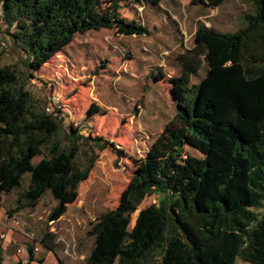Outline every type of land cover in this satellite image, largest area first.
Returning <instances> with one entry per match:
<instances>
[{
	"label": "trees",
	"instance_id": "trees-1",
	"mask_svg": "<svg viewBox=\"0 0 264 264\" xmlns=\"http://www.w3.org/2000/svg\"><path fill=\"white\" fill-rule=\"evenodd\" d=\"M224 1L195 0L213 7ZM251 1L255 10L236 31L198 23L193 46L179 55L176 114L136 163L116 207L93 223L83 264H264V0ZM127 2L0 0L2 31L24 53L28 69L22 78L15 66H0V201L28 175L17 208L33 207L49 193L58 209L112 145L92 128L86 135L72 125L59 138L61 123L35 104L26 79L80 33H148L144 23L122 14ZM204 65L205 76L191 84ZM152 193L159 195L158 223L139 212L132 224ZM55 239L47 232L41 242L54 250ZM34 252L29 246L28 261L14 264H30Z\"/></svg>",
	"mask_w": 264,
	"mask_h": 264
},
{
	"label": "rangeland",
	"instance_id": "rangeland-1",
	"mask_svg": "<svg viewBox=\"0 0 264 264\" xmlns=\"http://www.w3.org/2000/svg\"><path fill=\"white\" fill-rule=\"evenodd\" d=\"M254 10L251 0H225L216 7L195 0H162L157 5L128 0L122 14L144 23L148 33L128 29L80 33L34 76L28 75L26 87L38 107L44 108L51 95L60 97L59 138L64 140L72 125L86 135L92 128L94 135L103 136L112 145L99 152L89 178L80 182L58 209L49 193L33 207L17 208L28 175L22 188L3 194L0 242L8 247L7 253L11 249L29 259L28 247L37 245L32 264H83L93 244L89 234L93 223L116 207L136 163L176 114L181 95L175 83L181 73L179 55L193 46L198 23L233 32L245 25L243 15ZM4 27L0 19V66H15L24 78L28 74L25 55L4 35ZM206 70L204 65L191 84L198 83ZM187 151L201 156L195 149L188 147ZM158 199L157 193L148 195L133 213L132 224L139 212L157 224ZM47 232L56 235L54 250L42 245ZM14 261L7 258L4 264ZM238 264L253 263L239 259Z\"/></svg>",
	"mask_w": 264,
	"mask_h": 264
},
{
	"label": "built area",
	"instance_id": "built-area-1",
	"mask_svg": "<svg viewBox=\"0 0 264 264\" xmlns=\"http://www.w3.org/2000/svg\"><path fill=\"white\" fill-rule=\"evenodd\" d=\"M2 44L5 47H7V44L5 42H2ZM45 110L48 113H52L54 117H56L57 119L62 118V103L60 101L59 95L50 96L48 103L45 106ZM2 237L4 238V235H2ZM34 250L35 251L38 250V246H35ZM18 251L21 252L22 250L19 248ZM50 264H58V263H50Z\"/></svg>",
	"mask_w": 264,
	"mask_h": 264
},
{
	"label": "crops",
	"instance_id": "crops-1",
	"mask_svg": "<svg viewBox=\"0 0 264 264\" xmlns=\"http://www.w3.org/2000/svg\"><path fill=\"white\" fill-rule=\"evenodd\" d=\"M102 29H109V28H102ZM217 29V28H216ZM99 30H101V29H99ZM219 30V29H218ZM90 31V30H89ZM88 32V31H87ZM60 54V53H59ZM47 64V63H46ZM35 246H37V245H34V246H32V247H35ZM7 248L8 247H6V246H4L3 247V249H4V261H3V264L5 263V261H6V259L7 258H9L10 260L11 259H13V260H15L14 262L16 263V262H18V261H23V262H27L28 261V259H25L23 256H22V253H19V254H14V252L10 249L9 251H8V253H7ZM19 249V248H18ZM22 250V249H21ZM5 252H6V254H5ZM19 252V251H18ZM22 252V251H21ZM29 254V253H28ZM18 255H21L22 257H18ZM29 258V257H28ZM34 261V260H33ZM32 261V262H33ZM32 262L30 263V264H32ZM12 264H14V263H12Z\"/></svg>",
	"mask_w": 264,
	"mask_h": 264
}]
</instances>
